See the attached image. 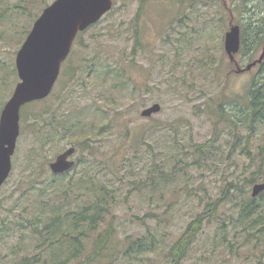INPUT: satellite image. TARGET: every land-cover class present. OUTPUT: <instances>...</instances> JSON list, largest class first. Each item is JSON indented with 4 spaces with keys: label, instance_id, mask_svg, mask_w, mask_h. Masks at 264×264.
<instances>
[{
    "label": "rangeland",
    "instance_id": "obj_1",
    "mask_svg": "<svg viewBox=\"0 0 264 264\" xmlns=\"http://www.w3.org/2000/svg\"><path fill=\"white\" fill-rule=\"evenodd\" d=\"M52 1L0 0V113L20 80L17 52L36 16ZM255 1L248 0L250 6L244 10L239 0H114L110 13L78 35L44 107L55 102L62 103L66 111L88 105L91 108H87L89 114L84 109L78 112L83 117L78 133L81 136L64 140L56 150L61 152L73 145L77 148L76 160L80 155L87 157L91 151L79 146L87 138L93 151L97 150L98 161L106 166L100 176L115 181L118 188L120 238L151 231L161 244L155 252L141 254L140 259L121 258L114 264H171L169 250L173 243L198 214L210 212V205L221 197L223 202L210 212L178 264H264V237L256 246L246 244L245 224L240 220L241 208L250 197L263 203V193L253 197L254 184H245L259 165H250L249 158L231 146L245 139V134L221 121L218 140L202 150L195 147L214 136L215 120L206 113V104L212 99L224 94L228 108L242 113L246 89L260 66L239 72L248 61L242 54L231 60L225 37L233 24L255 18ZM257 11L264 12V7ZM263 48L264 39L254 60ZM95 54L119 61L131 82L118 84L119 79L109 78L101 85L102 80L92 71L87 76L88 59ZM72 72L85 75L88 87L77 76L71 79ZM109 87L118 90L112 94L114 101L107 97L111 95ZM101 91L106 94L105 105L97 102ZM156 102L161 104V111L143 117L141 111ZM93 106L103 107L97 112L99 116L93 115ZM30 145L25 124L13 156V171L0 190L2 216L11 211L14 195L36 169L33 166L27 170ZM144 164L155 170L165 169V173L169 166H176L167 178L160 181L156 176V184L144 189L140 172ZM137 187L142 190L137 191ZM15 244L16 240L10 239L0 245V264L13 262Z\"/></svg>",
    "mask_w": 264,
    "mask_h": 264
},
{
    "label": "trees",
    "instance_id": "obj_2",
    "mask_svg": "<svg viewBox=\"0 0 264 264\" xmlns=\"http://www.w3.org/2000/svg\"><path fill=\"white\" fill-rule=\"evenodd\" d=\"M239 4L240 9L245 5L244 10L250 6L248 0H239ZM252 6L256 10L255 18L239 22L242 35L238 54H242L248 63L254 60L255 51L264 39V12L257 11L264 7V0H256ZM113 60L115 59H103L95 54L88 59L86 75L92 71L102 80L101 85L109 78L119 79L118 84L130 83L131 79L123 71V65ZM258 66L259 71L243 97L242 113H233L230 106L228 108L224 94L212 99L206 104V113L213 122L215 120L214 136L205 144H195L198 150H202L201 148L216 142L221 121H225L234 130L242 131L245 139H239L231 146L239 148V153L249 158L250 165H259L258 170H254L246 179L245 184L248 186L264 178V61ZM75 76L85 88L88 87L85 75L80 76L77 72L69 74L71 79ZM109 91L111 95L108 94L107 97L111 96V101H114L116 98L112 94L118 90L109 87ZM105 96L103 92L100 93L97 102L107 104ZM50 97L28 103L21 110H24L21 112V126L26 124L31 136V145L26 153L29 160L27 170L31 171L33 166L36 169L30 173L31 179L14 195V199L10 197L13 199L11 211L0 215V245L10 239L16 240L13 247L16 256L11 264H114L121 258L140 259L161 248L160 241L155 239L151 231L140 236L120 238L116 213L120 197L118 188L115 181L108 182L100 176L106 166L98 161L97 150L94 148L93 151L87 138L79 146L89 149L91 154L87 157L80 155L69 171L59 174L49 172L48 161L51 156L60 153V144L66 139L81 136L78 133L83 117L78 116V112L84 109L85 114H89L87 108H91L88 105L66 111L62 103L55 102L44 107L45 101ZM93 108L95 116H99L97 112L103 110V107ZM241 118L244 120H240ZM58 148L60 149L56 150ZM147 153L148 151L144 152ZM175 166L176 164L169 166L165 173V169L155 170L144 164L140 168L144 189L156 184V176L160 181L167 178L166 175L169 176ZM136 190L142 189L137 187ZM261 196L263 203L250 197L244 202L240 212V220L245 224L244 242L252 246L259 244L261 236L264 237V192ZM223 200V197L215 200L210 205V212H215ZM210 212L198 214L173 243L169 250L173 258L171 264L181 261L202 231ZM250 237L256 239L252 240ZM23 250L25 253L21 255L20 251Z\"/></svg>",
    "mask_w": 264,
    "mask_h": 264
},
{
    "label": "water",
    "instance_id": "obj_3",
    "mask_svg": "<svg viewBox=\"0 0 264 264\" xmlns=\"http://www.w3.org/2000/svg\"><path fill=\"white\" fill-rule=\"evenodd\" d=\"M114 0H54L35 20L16 56L19 82L0 113V189L13 170V156L21 133V109L30 102L47 98L59 78L62 63L69 56L77 35L101 20L112 10ZM241 47L240 26L232 25L225 37V50L231 60ZM264 60V48L258 59L239 70H251ZM160 103L141 111L143 117L160 112ZM76 147L69 146L50 163L53 173L70 170ZM264 191V182L254 184L252 196Z\"/></svg>",
    "mask_w": 264,
    "mask_h": 264
}]
</instances>
